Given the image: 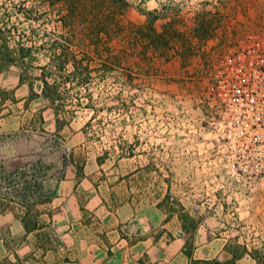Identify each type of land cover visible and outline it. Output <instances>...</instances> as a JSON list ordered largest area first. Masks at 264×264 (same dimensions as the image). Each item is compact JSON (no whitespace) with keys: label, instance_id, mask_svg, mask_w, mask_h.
I'll return each mask as SVG.
<instances>
[{"label":"rangeland","instance_id":"obj_1","mask_svg":"<svg viewBox=\"0 0 264 264\" xmlns=\"http://www.w3.org/2000/svg\"><path fill=\"white\" fill-rule=\"evenodd\" d=\"M80 1L0 0V54L8 44L10 69L36 89L49 77L62 124L15 144L0 135V191L30 201L67 164L103 165L99 177L190 225L189 211L222 215L264 257V91L247 106L253 129L230 110L226 76L264 56V0Z\"/></svg>","mask_w":264,"mask_h":264},{"label":"crops","instance_id":"obj_2","mask_svg":"<svg viewBox=\"0 0 264 264\" xmlns=\"http://www.w3.org/2000/svg\"><path fill=\"white\" fill-rule=\"evenodd\" d=\"M10 68L0 72V135L15 144L27 133L51 134L57 115L43 86L31 98ZM93 167L67 164L65 175L44 181L30 201L0 191V264H264L222 215L189 211L190 225L181 211L137 199L121 181L99 177L103 165Z\"/></svg>","mask_w":264,"mask_h":264},{"label":"built area","instance_id":"obj_3","mask_svg":"<svg viewBox=\"0 0 264 264\" xmlns=\"http://www.w3.org/2000/svg\"><path fill=\"white\" fill-rule=\"evenodd\" d=\"M255 52V49L252 50L249 48L247 50L248 54ZM229 63L234 66L232 61ZM239 66V68H233L231 66H228L229 69L227 68L228 72L226 76L230 82L229 90L231 95L228 105L230 106L231 104V111L234 110V107H238L240 115L243 116V113L245 114L243 122L246 123L249 121L250 126L256 129L259 126L260 116L256 115L252 117L247 106L249 104H256L259 93L264 91V56L258 54L256 55L255 61L250 65L240 63ZM235 78L239 79V82ZM236 111L238 112V110ZM230 123H233V120Z\"/></svg>","mask_w":264,"mask_h":264},{"label":"trees","instance_id":"obj_4","mask_svg":"<svg viewBox=\"0 0 264 264\" xmlns=\"http://www.w3.org/2000/svg\"><path fill=\"white\" fill-rule=\"evenodd\" d=\"M106 1H108V0H106ZM103 2H104V0H103ZM111 2L113 4H123L125 6L127 5V2L124 1V0H112ZM99 3H100V1H98V0H91V4L93 5L94 8L99 7ZM83 5H84V2H83V0H81L77 8L79 9ZM71 9H73L75 11V5H73L71 7ZM147 27H148V30L149 29L152 30V29H156L157 28V26L154 25L153 22L152 23L151 22L148 23ZM102 32H105L108 35H111V33H112L111 28L108 25H103L101 27H99V25H96L95 26V33L98 35V34H102ZM132 33H133L132 34V36H133V39L132 40H135L136 42H138V40L141 38V36H140L141 33L144 34L142 29H139L136 32L132 31ZM145 36H149V35H145ZM157 40L158 39H151L149 41L148 45H147V43L144 45V50L143 51L144 52L146 50L147 51H150L151 48H152L151 46H154V45H156V46L158 45L159 46V44L156 42ZM6 48H7L6 53L0 54V72L3 71V70H5V69H7V68H9L12 65L17 64L16 59H14V58L11 57L12 50H11V48H10V46L8 44H7V47ZM41 79H42V82H43L42 95L44 97H46V98H49L52 103L57 102V97L55 96V94L57 93V91H56V87L54 86V83L49 79L48 76H43ZM21 81L22 82H25L24 81V78H23V75L21 77ZM28 85H29L30 91H31V98L38 96V93L35 90L34 80H33V82L30 81L28 83ZM56 115H57V131H61L62 130V124H61V118L59 117V115H60V111L59 110H56ZM26 186L27 185H25L23 188L24 189H27Z\"/></svg>","mask_w":264,"mask_h":264}]
</instances>
